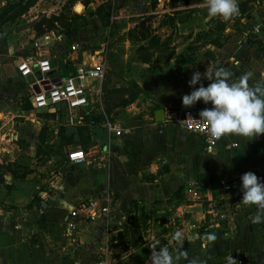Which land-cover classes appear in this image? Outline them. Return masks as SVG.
Segmentation results:
<instances>
[{"label": "crops", "instance_id": "1", "mask_svg": "<svg viewBox=\"0 0 264 264\" xmlns=\"http://www.w3.org/2000/svg\"><path fill=\"white\" fill-rule=\"evenodd\" d=\"M196 1L178 0L175 11L163 10L160 25L187 27L190 20L176 15L182 7L207 3ZM257 2L264 8V0ZM91 4L79 1L72 10L86 16ZM117 5L123 11L150 9L152 0H116ZM101 9L96 24L90 20L72 33L42 35L32 57L50 61L44 82L57 84L80 65L103 64L105 78L92 82L89 103L73 122L62 106L34 107L38 75L21 74L23 56L8 54L0 61V264H99L105 254L112 264H153L161 248L175 264H264V220L252 222L259 213L243 204L240 179L246 172L264 179V134L229 135L209 150L201 136L176 123L196 71L220 66L233 81L251 73L249 86H264V14L259 20L246 12L233 16L247 33L229 26L223 33L198 30L196 37L210 39L203 47L171 44L174 33L143 36L153 39L146 46L150 54L132 66L139 76L120 86L108 74L109 41L95 46L104 32L115 35V25L106 30L108 8ZM202 18L207 28L217 21L208 13ZM134 85L131 98L124 92ZM197 104L198 111L211 107ZM160 109L163 120H157ZM76 150L85 151L84 162L69 160ZM226 184L237 188L226 190ZM104 195L111 199L108 214L90 220L82 212L76 228H69L77 205ZM214 202L226 217L210 213ZM177 232L180 240L174 239Z\"/></svg>", "mask_w": 264, "mask_h": 264}, {"label": "rangeland", "instance_id": "2", "mask_svg": "<svg viewBox=\"0 0 264 264\" xmlns=\"http://www.w3.org/2000/svg\"><path fill=\"white\" fill-rule=\"evenodd\" d=\"M67 1L68 0H5L4 4H0V61H5L8 54L9 59L12 56L16 57L18 55L23 56L25 59L32 58L36 55L39 48L38 46L42 42V37L37 36L34 24L35 22L43 20L44 16L47 18L55 17V23L51 25V28H48V25L45 23V28L47 30L45 35H49L57 31L66 32V25L75 26L77 22V24H80V27H83L90 20H93V23L96 24L94 17L99 14V12H102L101 7L106 6L110 14L106 30L109 31L110 28L114 29L116 27L114 31L115 35L109 37L104 32V34L100 35L98 39L99 42L95 46L99 47L101 44L109 41L111 55L109 57L110 69L108 70L110 71L108 74H110V82L121 86L127 85V79L134 80L135 77L139 76L140 70L133 69L132 66L135 62L139 63L138 58L145 54H150V48L148 50L146 46H148L153 39H142L145 34H147L148 37L153 36V34H159L161 38L164 39L169 33H174L177 37L171 41V44H173V42L177 44H182L184 42L183 44H188L191 47L193 45H196V47H203V44L208 43L210 39L208 37L204 39H200L198 36L196 37L194 34L195 32H199L198 30H209L208 32L211 31V33H221L225 30L226 26H229L240 32L245 31L244 33H247L248 28L241 25L239 21H237V23L233 21L234 17L225 21L219 16H217L216 23L207 28L203 18L201 19V15L203 16L208 13V3H204L197 7H191V5L182 7V10L176 15V20L188 18L190 24L187 27L180 28L176 25V22L169 21V23L166 24L169 30L168 32L166 27L160 25V22L164 21L163 14L166 13H163V10L175 11L173 6H176L178 0H174L171 6L169 3L167 6H163V0H152V8L150 7V9L138 7V9L134 8L133 10L127 9V11L122 10L123 6L117 5V7H115L116 0H90L92 4L87 9L86 16H84L85 20L74 18V11L69 13V11L64 8ZM189 1L193 4L197 2L196 0ZM198 1L202 2V0ZM204 1L207 2V0ZM249 1L250 0H248V2ZM257 1L258 0H252L251 3H246V5L243 4L241 7V9H246V14L252 15L255 20H259L262 13L264 14V8L262 6L260 7ZM80 8L81 7L77 6L79 12L82 10ZM156 10H159V13H157ZM193 14H196V16ZM63 23L66 25H62ZM113 25H115V27H112ZM210 28H213V30ZM181 30L185 32L184 35H180L179 32ZM226 32L229 31L227 30ZM135 37L138 40H136V42L131 41V39ZM136 90L137 88H135L134 85L129 87L124 93H128L132 98Z\"/></svg>", "mask_w": 264, "mask_h": 264}, {"label": "clouds", "instance_id": "3", "mask_svg": "<svg viewBox=\"0 0 264 264\" xmlns=\"http://www.w3.org/2000/svg\"><path fill=\"white\" fill-rule=\"evenodd\" d=\"M208 14L219 16L227 21L239 13L237 0H207ZM251 73L243 75L238 81L232 80V73L223 67H207L206 71L193 73L189 85L192 91L182 97L184 106L198 102L210 104L199 113V119L206 125V131L220 140L229 135L253 138L264 134V86H249ZM204 80L209 81L207 86ZM199 85V87H197ZM242 202L256 206L259 214L253 217V223L264 220V179L254 172L241 176ZM177 232L174 239L180 240ZM214 239V237H212ZM178 259V257L176 258ZM153 264H175L166 248L154 252Z\"/></svg>", "mask_w": 264, "mask_h": 264}, {"label": "built area", "instance_id": "4", "mask_svg": "<svg viewBox=\"0 0 264 264\" xmlns=\"http://www.w3.org/2000/svg\"><path fill=\"white\" fill-rule=\"evenodd\" d=\"M79 48L74 45L72 50ZM19 71L25 77L30 75H38L36 77L37 84L41 86L40 93H35L33 98L34 107L37 109H50L62 106L71 122L75 120L77 112L86 107L89 103V96L91 92V84L94 81H102L105 78V68L102 63L98 64H83L76 68L71 74L61 79L58 85L51 83V88L43 89L44 75L52 71V65L49 60H36L33 58L24 59L19 66ZM198 110H181L176 118V123L190 133H195L202 137L207 149H214L221 141L213 138L207 131V125L199 119ZM110 130L112 127L109 126ZM69 160L73 164H79L86 160L87 154L84 150H76L69 152ZM226 190L236 189L237 186L233 184H226ZM190 192L197 193L194 187H191ZM110 196L104 195L98 198L83 202L75 207L70 213L68 226L70 229L76 228L75 219L82 212H89L88 218L95 220L99 214H108L110 212ZM219 203L214 202L210 206V213H220L222 218L226 217L223 212L218 209ZM99 264H112L105 254L104 258Z\"/></svg>", "mask_w": 264, "mask_h": 264}, {"label": "trees", "instance_id": "5", "mask_svg": "<svg viewBox=\"0 0 264 264\" xmlns=\"http://www.w3.org/2000/svg\"><path fill=\"white\" fill-rule=\"evenodd\" d=\"M79 1L83 2V4H85L86 6L89 5V3L91 2L90 0H68L66 2V4L64 5V8L66 10H68L69 13H72V11H73L72 8H73L74 4L79 2ZM238 7H239V13L243 17L245 10L241 9L242 4L241 5L238 4ZM54 18H47L46 16H44L43 20L35 22L34 29H35V31L37 33V36H42V35L46 34L47 30L45 28L46 27L45 23L48 25V28H51V25H54V23H55ZM74 18H79L81 20H85L83 15H79V14H76V13H74ZM77 23L75 24V26H71V25L67 26L65 23H63L62 25H66L65 27H66V32L67 33H72V32H74L75 30H77L80 27V24H77ZM144 38H148V35L145 34Z\"/></svg>", "mask_w": 264, "mask_h": 264}, {"label": "water", "instance_id": "6", "mask_svg": "<svg viewBox=\"0 0 264 264\" xmlns=\"http://www.w3.org/2000/svg\"><path fill=\"white\" fill-rule=\"evenodd\" d=\"M54 82H55V81H54ZM42 85H43V89H44V90H48V89L51 88V83L43 82ZM56 85H58V84L56 83ZM34 89H35L36 93H40V91H41V86L38 85V84H36V85L34 86ZM197 108H198V104L196 103V104H194V105H192V106H184V109H183V110H196ZM163 118H164V110H163V109H160V110H158V112H157V120H163Z\"/></svg>", "mask_w": 264, "mask_h": 264}]
</instances>
